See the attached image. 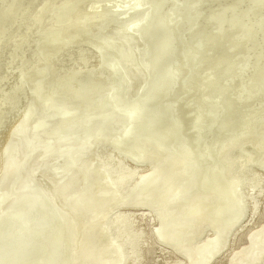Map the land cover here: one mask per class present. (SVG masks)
Segmentation results:
<instances>
[{
    "label": "bare ground",
    "instance_id": "obj_1",
    "mask_svg": "<svg viewBox=\"0 0 264 264\" xmlns=\"http://www.w3.org/2000/svg\"><path fill=\"white\" fill-rule=\"evenodd\" d=\"M48 1L38 0L35 4H29L32 0L28 2L27 4H29L28 7L30 8H23V13L21 10L19 16L16 17L18 19L12 23L10 28H8V25L11 22L7 23V30L0 34V104L4 103L0 114L6 113L7 116H4L5 120L8 119L9 114L20 111L19 117L16 116L17 114L14 115L18 118L16 126L11 128L12 131L8 130V138L10 135L14 138H9L8 141L7 138L0 148V237L4 229L2 227L3 223H5V216L11 210L7 211L8 208L6 209L5 206L3 208L6 210L2 208V204L6 203H3V201L8 197V200H10V197L13 199L12 195L14 194V196L19 194L21 196L27 192V195L31 194V196L29 195L30 200L32 196L33 199L29 202L28 196L20 197L21 200L16 198L18 199H15L16 201H20L18 205L20 208L15 210V213L17 211L19 213V209L26 207L28 202L33 203L34 197H36L47 218L43 217L47 221L49 219L50 224V229L46 235L47 238L52 240V249L45 253L46 260L38 264H147L148 255L150 256L153 253L154 244L163 247L162 251H167L168 249L174 254L175 258H172L174 260L166 264H217L227 255V264H264V218L258 219L259 217H264V212L261 211L264 208V174H261V168H263L261 165H264V0H236L242 5V8L233 17L232 24L237 25L238 34L233 36L231 41L235 43V46L243 48L244 53L238 59L241 61L226 62L228 68L225 69L226 73L224 72L223 74V78H225L223 82H227L228 85L223 87L222 92L227 96V90L231 83L230 78L235 73L234 79L243 88V95L247 96L248 104L245 107L244 103L238 101L237 105L243 112V120L240 127L236 126L237 128L232 130L231 124L229 125L230 130H228L227 124L231 123L229 119L233 115L235 104L229 105L225 102H219L218 107H216L214 105L218 101L215 98L213 99L217 103L206 94L200 93L203 90L202 88L208 89V87H204L207 85L204 80L201 82L197 76L193 79L188 78L185 80L186 75L192 71V65L187 63L188 59L184 56L176 36L178 22L169 21L170 17L168 15L170 5L176 0H170L172 3L167 2L169 0H161L163 3L162 11L156 9V11L151 12L149 11L150 8L142 15V17L146 15L142 19L147 21V23L138 19L135 24L131 25V29L135 31L136 27L142 24L140 27H143L144 31H146L150 25L153 27L154 21H156L164 29L163 39L160 42L165 44L169 41L170 44L174 43L175 45H173L175 48L174 57H167V55H170L167 48V51L165 48V51L161 48V52H157L158 48L161 47L160 42V47L157 45V50H152V54L148 53L146 55L148 57L150 54L151 60H147L151 62V66L154 68L150 69V74L153 73L152 70L162 68L156 76L153 77L151 75L153 78H150L148 73L145 76L143 71L140 72L141 69L139 70L141 74H139L136 67L138 64L133 61V49L135 51L140 50L138 47H142L139 42L141 40L138 41L136 39L140 43L139 46L137 43L135 45L131 44L132 50L129 49L128 51H123V49L130 45L123 48V44L120 41L117 45L123 48L121 51L119 48L116 50L117 47H112L115 48L113 57H118L117 62L114 64L107 63V65L103 62L101 64V56L91 48L71 49L63 54L64 47L75 46V40H83L84 36H86L81 31H76L77 34L73 35L71 33L73 31L72 26L69 31L67 28L64 30L58 28V25L61 24L74 23L65 19V17L68 12H73L75 7L77 8L78 0L61 9L58 8L56 15L60 17L56 18L59 19V23L56 25L57 27L47 28L49 27L47 25L46 29L52 31V33L46 35L44 34V29L40 31V25L43 24V18L47 16L46 13L49 12L50 3ZM144 1L139 0V5L140 2L143 3ZM211 1L209 4L213 5V7L220 5L217 8L226 4L225 8L219 9V22L215 25V27H218L228 17L226 8L231 1ZM16 2L17 0H0V10L9 6V4H16ZM158 2H154V8H156ZM254 3L258 4V9L250 13L248 9L250 4L252 8H255ZM204 5L205 2L203 3L202 0L184 1L182 8L190 7L189 13L185 17V23L182 24L183 28L189 25V28H185V32L193 33L199 28V25L203 22V15H206L204 10L209 6L207 5L204 8ZM133 7L134 5H132ZM130 8L128 9L130 10ZM65 12L67 13L63 17L62 15ZM246 12L249 15L244 17ZM121 13L123 14V10ZM259 13L261 18H258L260 15L255 16ZM177 17L180 19L179 14H177ZM152 20L153 24L151 23ZM209 20H213L212 15ZM95 22L94 17H91L86 21L75 23L79 25L78 29L85 30L93 27ZM53 23L56 24L54 19ZM3 26L5 25L3 24ZM15 26L16 28H14ZM107 26L109 27L110 24ZM116 28L120 29L119 27ZM126 31L123 30L116 34H124L122 36L123 39L133 35V31L128 33ZM8 32L9 34L7 35ZM129 33L131 34L130 36ZM135 34L136 32L133 36ZM72 35L74 40L68 39ZM140 36H137L138 39H141ZM151 40H161V38ZM109 41H104V43L107 45L106 48L111 49V47H108L110 46ZM110 42L115 41L112 40ZM53 43H55L54 47L51 46ZM163 43L162 47H164ZM27 44L34 45L32 49L28 50L29 46ZM148 45L150 47V44ZM144 46L147 48V44H144ZM199 46L198 44L197 47ZM143 47L142 53L145 50ZM198 52L201 51L194 47V53L190 55L189 59L195 60V57L199 56ZM107 53L110 54L109 52ZM62 54L68 58L62 61ZM143 54L145 56L147 53ZM212 55L210 56L212 57ZM59 57H62L60 59L61 63L56 61ZM139 57H143V55ZM211 57L208 56L206 58L211 59ZM214 57L216 59L217 56L214 55ZM165 58H168L170 63L168 61L165 63ZM93 59L96 60L91 64ZM198 59L200 58H197L196 62H199ZM205 59L203 61H206ZM215 59L212 61L214 62ZM219 59H222V57ZM203 61L201 60L200 64ZM212 61L211 63L213 64ZM222 62L225 61L222 59L221 64ZM39 63L44 65L40 70L36 67ZM167 63L170 66L168 74L165 69ZM163 64L165 65L163 66ZM116 65L120 68L121 74L118 77V81H114V79L112 81V75L109 72L111 71V66L115 67ZM10 68L17 71V76L13 79V82L10 81L12 79H7L9 83H12L5 86L3 82L5 78H14L12 75L10 76V73L7 75L6 69L10 70ZM213 68L215 67L212 66L210 69ZM219 70L221 68L218 70L216 68L215 71ZM202 71L208 72L207 69ZM215 71L210 72L208 77L214 76ZM232 71L234 73H231ZM219 72L220 74L222 73L221 71ZM13 75L15 76V74ZM84 76H87V80L82 78ZM148 77L150 78L147 81L150 85V91L146 90L149 94L148 96L146 94L145 100L140 97V99L144 100L140 101V105L134 106L129 112L123 108L117 118L113 119L114 121L105 119L102 116L104 120L101 121L99 119L98 121L101 123L98 124L101 128L96 127L98 126L96 125L91 129L89 128L86 132L85 130H79L81 134L80 132L77 133L78 128L87 129L86 126L83 128L82 126L89 123L93 124L95 121L94 118H88L89 120H85V118L91 115L94 117L101 110V112L105 113L109 102L112 103L115 99L119 101L128 94L127 92L132 88L134 80H147L146 78ZM219 78L217 77L221 81V78ZM30 80L34 82L32 91L30 90L32 99L28 101L27 98H29L28 94L30 92L26 91L25 84L28 81L30 82ZM125 81L128 86L123 85L122 82ZM171 82H173L172 86L170 85ZM87 86H90L89 90H85ZM115 87L122 94L119 93L116 96L113 93ZM125 87L127 88L125 89ZM140 87L144 91L143 87ZM212 88L210 92H208L209 90L207 91L210 96L215 92V88ZM99 89H109L111 94L109 93L108 97L103 101H99L102 96V94H98ZM193 89L194 91H192ZM125 90L126 92L123 94ZM38 92L39 96L45 94L48 96L45 97L49 101L57 100L60 103V105H56L55 111L53 110V115L56 116L57 114L59 117H57L55 125L48 129H43L46 127L47 122L44 120L45 117L40 116V114L45 106L42 107V101L37 99L39 96L36 98ZM238 93V91L236 94L231 93V96H235L234 100L238 98ZM138 94L132 96L134 97ZM122 95L123 97H121ZM86 98L91 99L92 105L87 107L89 111H85L83 107ZM95 98H97L98 104H93L92 100ZM192 98L193 100H191ZM21 100L23 102L18 106ZM131 100L136 101L135 98ZM169 100L173 102L169 103ZM207 100L210 101L208 107L206 104L202 105ZM196 102H199L200 106L195 107ZM68 103H72L75 106L72 111L69 109ZM123 103L119 104L122 105ZM142 107L145 110H143V114H137ZM16 108L18 109L15 110ZM239 108L237 109L240 111ZM103 109L106 110L103 111ZM201 109L202 113L200 112ZM35 112L38 113V116L31 121L33 119L31 117ZM122 112L125 114H122ZM221 112L226 116L225 119L227 120L223 121V125L226 124L227 127L225 125L223 127L222 123L221 128L214 127L217 115L220 117ZM180 113L184 114L180 115ZM199 114L207 123L194 126L193 122ZM114 115L110 112L107 116ZM118 118L121 120L129 119L132 122L128 121L121 124ZM185 118L186 120H184ZM222 119L224 120V118ZM219 120L217 122L222 121ZM234 123L237 125L238 122L236 123L235 120ZM40 128L42 129L41 132L38 135H34L35 133L32 131ZM117 129L120 131L115 132ZM261 130V135L257 137ZM108 131L112 132V134L113 131L117 133L119 135L118 140L111 141V139H108L103 141L102 139ZM58 134H61L63 138L70 139L69 142L67 139V145L70 146L68 151L65 150L67 148L64 146L66 142L62 140L65 149H61L60 154L53 150V142L56 141L58 143V141H61L60 137L58 138L59 140L54 137L56 135L59 136ZM78 134L80 136L76 137ZM43 135L45 137L49 135L48 137L51 136V138L54 137L55 139L52 143L49 141L51 144L48 143L52 148L45 149H51V151L56 153V156L59 154V157L63 158L62 164L60 163L57 166L58 170L54 167L52 170L46 166L40 171V169L37 170L38 165L35 166L36 169L31 166H26L29 168L23 167L32 159L33 155L35 156V151L44 141L41 138ZM183 135L186 136L188 143V148L185 146L187 149H185L184 153L171 155L167 150L164 151V147L168 150L170 147L171 150H175L176 145L173 146V144ZM89 140L91 141V144H89L91 150L87 151L88 154L84 156L83 149L87 148L85 142ZM71 145L75 147H71ZM182 147L184 149L183 145ZM58 148L60 149L59 143ZM178 148L179 150L181 149L180 146ZM43 149H41L42 151L38 149L37 153L43 152L45 150ZM55 149L59 150L57 147ZM47 152L50 153L48 150ZM177 152L180 153L178 150ZM44 155L47 156L46 154ZM55 159L58 160L57 157ZM128 159L139 163L148 162L149 168L146 170L144 168V171H141L139 170L140 164H131ZM39 160L42 161L40 158ZM190 160L193 164L189 166L188 161L190 162ZM254 164L258 165L254 167ZM40 167L42 168L41 165ZM23 168L30 171L28 172L25 169L24 171ZM34 170H37L39 176H41V186L38 185L39 179L37 180L35 176V178L33 177ZM78 183L82 189L76 195L72 188ZM24 187L27 190H24ZM17 190H19V194ZM65 192L67 194H63ZM9 202L7 206L10 204ZM12 205L14 204L12 203ZM137 206L145 207L146 209L139 210L141 212L136 214L135 207ZM14 207H16V204L12 208ZM20 212L22 211L20 210ZM40 214L42 213L40 212ZM247 214L249 216L246 218ZM13 217L16 218L17 216H14L13 213ZM45 218L43 219L45 220ZM9 219L8 221L11 223ZM137 219L145 222V227L143 224L137 223ZM25 220L27 221V218ZM26 221L24 222L26 223ZM21 223H23V220ZM9 226L11 227V225ZM41 226L39 227L40 229ZM21 227L25 229L24 224ZM46 227L48 226L44 228ZM148 227L150 228L148 229ZM39 228L35 229L38 230ZM19 232L22 231H18L16 234H19ZM26 232L27 230H25V234ZM205 232L206 234L203 236ZM27 236L29 237V234ZM245 236L246 239L242 248L234 247V243L245 238ZM11 238H14V236L12 235ZM172 253L169 254L172 255ZM11 256L13 255L11 254ZM4 260L3 263H6L7 260ZM8 260L10 259L8 258ZM6 264H14V262L10 260ZM29 264L35 263L30 262Z\"/></svg>",
    "mask_w": 264,
    "mask_h": 264
},
{
    "label": "rangeland",
    "instance_id": "obj_2",
    "mask_svg": "<svg viewBox=\"0 0 264 264\" xmlns=\"http://www.w3.org/2000/svg\"><path fill=\"white\" fill-rule=\"evenodd\" d=\"M31 0H17V2H16V4H9V6H7V7H4V8H1V10H0V34H2V33H4L7 29V23H10L9 25H8V28H10V26L12 25V23H14V21L15 20H17L18 18H16L17 16H19V12H21V10L24 8H30V7H28V5L29 4H35V3H37L38 2V0H32V2H30ZM76 0H49L48 2L50 3V7H49V12H47L46 14H47V16H46V14H45V16L46 17H44L43 18V24H41L40 26H41V29H40V31L42 30V29H44V34H46V35H49L50 33H52V31H49V30H47L46 29V27H47V25H49V27H47V28H50V27H57L56 25L59 23V19L58 18H56V17H60V16H58V15H56L57 14V11H58V8H62V7H65L66 5H68V4H72L73 2H75ZM139 0H78V3H77V8L75 7V9H74V11L73 12H65V14L64 15H62L63 17L66 15V13H67V15H66V17H65V19H67V20H69V21H71V22H74L73 24H71L70 22L67 24V23H65V24H61V25H58L59 27V29H62V30H64V29H68V31H69V29L71 30V26L73 27V31L71 32L73 35H76L77 33H76V31H81L82 33H84V34H86V36H84V38H83V40H75V46L74 45H69L68 47H64V49H63V54H65L68 50H71V49H84V48H91V49H93V51H95L96 53H98L100 56H101V59H100V63L102 64V62L103 63H105V64H109V63H112V64H114L115 62H117V60H118V57L117 56H115V57H113L114 55H115V51H113L116 47V50L119 48L120 49V51L123 49V48H125V46H128V45H130L129 47H126L125 49H123V51H128L129 49L130 50H132L131 49V44H133V45H135V43H137V45L139 46V44L143 47L144 46V44L146 45L147 44V48H145V46L143 47L145 50H143V53H147V54H145V56H144V54L142 53V47L141 48H139L138 47V49H140V50H136L135 51V49H133L134 51V63H136V64H138L136 67H137V72L139 73V74H141L140 72H142L143 71V73H145V76L147 75L146 73H148V75H149V77L150 78H153L154 76H156L157 75V73H159L161 70H162V68H159V69H156V70H152V74H150V69H154L152 66H151V62H149V60H151L150 59V54H152V50H157V48H158V46L160 47V45H161V47L160 48H158V53H160L161 52V48H163V51H165V49L167 48V49H169V52H170V55H167V57L168 58H171V57H174V43L173 44H170V42L168 43V42H166L165 44L163 43V46L164 47H162V43L160 42V41H162V39H163V32H164V29H163V27H161L160 26V24L158 23V22H156V21H154V25H153V27L150 25L149 27H148V29L146 30V31H144V29H143V27H140V26H142V24H140V25H138L140 28H142L141 30H140V28L138 27V29H137V27H136V30L135 31H133L131 28H132V24H135L136 23V20H140L141 19V21L143 22H145V23H147V21H145L144 19H142V18H144V17H142V15L143 14H145L146 12H147V10L148 9H150L149 11H151V12H154V11H156V9L158 10V11H162L163 10V3L161 2V0H145L143 3H141L140 2V5H141V7H140V5H139V2H138ZM156 1H159L158 2V4H156V8H154V2H156ZM184 1H189V2H191V1H193V0H179V1H177L176 0V2H174V3H172V2H170V0L169 1H167V2H169V3H172L171 5H170V8H169V17H170V19H169V21H177L178 22V28H177V38H178V40H179V43H180V45H181V50L183 51V53H184V56L188 59L187 60V63L188 64H191L192 65V71L190 72V73H188L187 75H186V78H185V80H187L188 78H194L195 76H197L199 79H200V81L202 82L203 80L205 81V83H207V85L206 86H204L205 88H207L208 87V89L206 90V89H204V88H202L203 90L200 92V93H202V94H206L207 96H209L210 98H211V100L213 99V98H215V100L216 101H218V103L215 101V103H217V104H215L214 106H216V107H218V105H219V102H225L226 104H229V105H233V103L235 104V109H237V108H239V105H237V103H238V101L240 102V103H244L245 104V107H247V104H248V100H247V96H244L243 95V88H241L239 85H240V83L238 82V81H235V79H234V75H235V73H234V71H232L231 73H234V74H232V77L230 78L231 79V83H230V85H229V88H228V90H227V96L225 95V94H223V92H222V89H223V87H225V86H227L228 85V83L227 82H223V79H225V78H223V74H224V72L226 73V70L225 69H227L228 67L226 66V64L228 63V62H231V61H241V60H238L239 58H241L242 56H243V48H240L239 46H235V43L234 42H232L231 40H232V38H233V36H236L237 34H238V29H237V25L236 24H232V20H233V17H234V15L237 13V12H240V10H241V8H242V5L241 4H239L238 2H236V0H230L231 2L227 5L228 7L226 8L228 11V17L225 19V21L221 24V25H219L218 27H215V25H217L218 24V22H219V9H223V8H225V6H226V4L224 5V6H222V7H219V8H217L218 6H220V5H218V6H215V7H213V5H210L209 4V2H212L211 0H202L203 1V3L205 2V5H204V8H206L207 7V5H209V6H211V7H207L204 11V14H206V15H203V22L199 25V28H197L196 30H195V32H191V33H187V32H185V28H189V25H186V26H184L185 28H183V26H182V24H184L185 23V17H187L186 15H188V13H189V9H190V7H188V8H182V4L184 3ZM222 1V0H221ZM223 1H225V0H223ZM28 2H30L29 4H27ZM138 5V7H137V5ZM115 5H116V7H115ZM117 5H120L121 6V8H120V6H117ZM122 5H123V7H122ZM132 5H134V9L132 8ZM257 5L258 4H256V3H254V6H255V8H252V6H251V4H250V7H249V9H248V11L250 12V13H253L255 10H257L258 9V7H257ZM126 6H128V8H130V10L128 9V8H126ZM130 6V7H129ZM136 6V7H135ZM165 6H166V4H165ZM165 6H164V8H165ZM206 6V7H205ZM176 7H178V9H176ZM213 7V8H212ZM119 10H118V9ZM128 9V10H127ZM116 10V11H115ZM122 10H123V14L121 13L122 12ZM202 10V9H201ZM225 10V9H224ZM23 11L24 10H22V13H23ZM119 13H118V12ZM126 11H128L127 13H125ZM217 11V12H216ZM215 12V13H214ZM121 13V14H120ZM214 13V14H213ZM177 14H179L180 15V19H178V17H177ZM256 14V13H255ZM82 15H85V16H82ZM94 15V16H93ZM121 15V16H120ZM211 15L213 16V20H209L210 19V17H211ZM246 15H249V13L248 12H246L245 14H244V17H246ZM258 15H260V13L259 14H257V15H255V16H258ZM263 15V14H262ZM28 16V15H27ZM148 16V15H147ZM93 18L94 17V19H95V24H94V28L93 27H90V29L89 28H87V29H85V30H82V29H78V24L77 23H75V22H78V21H86V20H88V19H90V18ZM257 18V17H256ZM258 18H261V15H260V17L258 16ZM53 19L56 21V24H54L53 23ZM147 19V18H146ZM6 20H9V21H6ZM133 21H135V22H133ZM138 22V21H137ZM152 24H153V20H152V22H151ZM3 24L6 26H3ZM16 24H17V22H16ZM110 24V26L108 27L107 25H109ZM114 24V25H113ZM117 24H118V26H117ZM156 24H157V26H156ZM113 25V26H112ZM130 25V26H129ZM119 27L120 29H118V28H116V27ZM143 26H144V24H143ZM4 27H5V29H4ZM105 27H106V29H105ZM130 27V28H129ZM14 28H16V26L14 27ZM13 28V29H14ZM128 28V29H127ZM12 29V30H13ZM78 29V30H77ZM130 29V30H129ZM90 30V31H89ZM95 30V31H94ZM96 30H98V31H96ZM116 30V31H115ZM119 30V31H118ZM126 31V30H128V31H126L127 33L129 32V31H133V35H134V33L136 32V34H135V36H133V35H131L130 33H129V36L131 35V37H127V39H123V35H120V33L117 35L116 33H118V32H120V31ZM101 31V32H100ZM103 31V32H102ZM60 32V31H59ZM67 32V31H66ZM142 32V33H141ZM237 32V33H236ZM137 33H139V34H137ZM9 34V32L7 33V35ZM102 34V35H101ZM6 35V36H7ZM70 36V37H68V39H73L74 38V36ZM116 35V36H115ZM121 36V38H120V36ZM140 36L141 37V39H138V37L137 36ZM77 36H79V35H77ZM77 36H75V37H77ZM118 36V37H117ZM151 36V37H150ZM133 37H136V38H133ZM161 38V40H151V39H160ZM107 38V39H106ZM116 38V39H115ZM131 38V39H130ZM151 38V39H150ZM123 39V40H122ZM139 40H141V41H139L140 43H138V41ZM74 40V39H73ZM115 41V42H110V41ZM116 40H118V42H116ZM121 40H122V42H121ZM142 40H144L143 42H142ZM152 42H151V41ZM104 41H109V45L110 46H108L109 48L111 47V49H108V48H106L107 47V45L104 43ZM119 41H120V43H122L123 44V48H120V47H118L119 45H117V44H119ZM131 41V42H130ZM136 41V42H135ZM149 41H150V43H149ZM158 41V42H157ZM134 42V43H133ZM159 42H160V45H159ZM77 43H79V44H77ZM107 43V42H106ZM112 43H114V44H112ZM127 43V44H126ZM130 43V44H129ZM153 45H152V44ZM42 44V43H41ZM54 44L55 43H53V45H51L52 47H54ZM104 44V45H103ZM125 44V45H124ZM143 44V45H142ZM148 44H150V47H149V45ZM200 45L199 47H197V45ZM28 45V44H27ZM34 44H32V45H28L29 47L27 48L26 47V45H25V47L28 49V50H30V49H32V46H33ZM112 45V46H111ZM117 45V46H116ZM132 45V46H133ZM158 45V46H157ZM167 45H169V46H166ZM172 45V46H171ZM174 45V46H173ZM153 46V47H152ZM156 46V47H155ZM112 47H115V48H112ZM169 47H171V48H169ZM194 47H196V49L198 50V51H201V52H198V57H195L196 59L194 60V59H189V57H190V55H193V53H194ZM128 48V49H127ZM150 48H152V49H150ZM165 48V49H164ZM173 48V49H172ZM179 48H180V46H179ZM127 49V50H126ZM167 49H166V51H167ZM205 49H207V50H205ZM61 50V49H60ZM111 50H112V52H111ZM149 50V51H148ZM160 50V51H159ZM210 50V51H209ZM44 51V50H43ZM148 51V52H147ZM152 51V52H151ZM204 51V52H203ZM206 51H209V52H211V53H209V52H206ZM214 51V52H213ZM107 52H109L110 54H108ZM138 52H140L139 54L136 53ZM206 52V53H205ZM121 53V52H120ZM148 53H150L149 54V56L147 57L146 55H148ZM201 53H202V55H203V57H202V55H201ZM207 53H209V54H207ZM212 53H213V55H212ZM217 53V54H216ZM62 54V55H63ZM82 54V53H81ZM113 54V55H112ZM205 54V55H204ZM207 54V55H206ZM61 55V56H62ZM137 55V56H136ZM142 56L143 55V57H139V56ZM210 55H212V57L210 56ZM214 55L215 56H217L216 57V59H217V61H216V59H215V57H214ZM218 55H221V56H218ZM152 56V55H151ZM211 57V59H208V58H206V57ZM63 57V58H62ZM62 57H59V58H57V62L59 63H61V60L63 61V59L65 60V59H67L68 57H65V55H63ZM136 57V58H135ZM220 57H222V59L225 61V62H222V64H221V60L222 59H219ZM62 58V59H61ZM168 58H165V60H164V62L166 63L167 61H168ZM197 58H200V59H198L199 60V62L197 61L196 62V60H197ZM201 58H203V59H201ZM206 58V59H205ZM215 59L214 60V62L212 61L213 59ZM58 59H59V61H58ZM61 59V60H60ZM141 59V60H140ZM147 59H149V60H147ZM167 59V60H166ZM206 60L207 61V63H205L206 61H203V60ZM96 59H93L92 61H91V64H93V61H95ZM201 60L203 61L202 63H204V64H200V62H201ZM219 60H220V63H219ZM211 61L213 62V64L211 63ZM169 63H170V61H168ZM217 62V63H216ZM227 62V63H226ZM169 63H167V65H165V64H163V66L165 65V69H166V71H167V74H168V71L170 70V66H169ZM224 63V64H223ZM107 64V65H108ZM211 64V65H210ZM219 64H220V66H219ZM39 65V66H38ZM36 67L37 68H39V70L40 69H42L43 68V63H39ZM148 67H146V66ZM149 65V66H148ZM206 65V66H205ZM217 65V66H216ZM226 67H225V66ZM144 66V67H143ZM211 66V67H210ZM212 66H214L215 68H213V69H210V68H212ZM219 66V67H218ZM129 67H131V66H129ZM149 67H151V68H149ZM205 67H207V68H205ZM210 67V68H209ZM145 68V69H144ZM147 68V69H146ZM204 68V69H203ZM216 68H217V70L218 69H220L221 68V70H219V71H221L222 73L220 74V72L219 71H215L216 70ZM141 69V70H140ZM168 69V70H167ZM208 70V72H204V71H202V70ZM222 69H223V71H222ZM8 70L9 69H6V72H7V75L10 73V76L12 75L14 78H12V77H7V78H5L4 80H3V82H4V84H5V86H7L8 84H10V83H12L13 82V79H15V77L17 76V71L16 70H12L11 68H10V70H9V72H8ZM139 70H140V72H139ZM146 70V71H145ZM210 70V71H209ZM215 71L214 72V76L212 75V76H210V77H208V74L210 73V72H213V71ZM16 71V72H15ZM80 71H84V70H80ZM111 75H112V81H113V79H114V81H118V77L120 76V74H121V71H120V68L118 67V65H116L115 67H112L111 66V71L109 72ZM216 73V74H215ZM220 75H219V74ZM13 74H15V76L13 75ZM169 74H170V72H169ZM153 77H152V76ZM219 75V76H218ZM146 78L147 80H145V79H142V80H140V81H142V82H140V81H136V80H134L135 82H133L132 83V88L129 90V92H127L128 94L126 95V96H124L123 97V95L121 96V97H123L121 100H117V99H115L112 103L111 102H109L108 104L109 105H111L110 107H109V105L107 106V111H105V113L104 112H99V113H96L95 114V116L93 117V115H91V116H88L87 118H85V120L87 119V120H89L90 118H94V122H93V124L92 123H89V124H84L83 126H82V128L84 127V126H86L87 127V129L86 128H84V129H77L78 131H77V133L78 132H80V134H81V131H79V130H82V131H84L85 130V132L87 131V130H89V128L91 129L93 126H96V125H98V124H101V123H99L98 121H99V119H101V121L102 120H104L103 118H102V116L105 118V119H114V118H117V116H118V114H119V112H121L122 110H123V108L124 109H127V111L129 112L130 111V109L131 108H133L134 106H138V105H140L141 104V102L142 101H144L145 99H146V97L148 96V94H149V92L147 93L146 92V90H149L150 91V85L148 84V79H150V78ZM197 77H196V79H197ZM217 77H220L221 78V81L220 80H218L217 79ZM225 77V76H224ZM12 79V80H10V79ZM83 79H86L87 80V76H84V77H82ZM219 78V79H220ZM7 79H9L10 81H12V82H10L9 83V81L7 80ZM138 79V78H137ZM217 79V80H216ZM152 80V79H151ZM213 80H216V81H213ZM7 81V82H6ZM197 81H198V79H197ZM29 82V81H28ZM26 83L25 84V87H26V91L29 93L28 94V97L29 98H27L28 99V101H30L31 99H32V87H33V82L34 81H31L30 80V82L29 83ZM145 82V84H146V82H147V84L145 85V84H143ZM123 83V85L124 86H128V84H127V82L125 81V82H122ZM142 83V85H140ZM126 84V85H125ZM170 85L172 86L173 85V82H171L170 83ZM140 86H142L143 87V89H144V91L141 89V87ZM28 87V88H27ZM213 87V88H215V92L210 96V95H208L207 93L208 92H210V90H211V88ZM127 87H125V89H126ZM146 88H148V89H146ZM212 88V89H213ZM90 89V86H87L86 88H85V90H89ZM31 90V91H30ZM140 90V91H139ZM209 90V91H208ZM137 91H139V92H137ZM192 91H194V89L192 90ZM208 91V92H207ZM239 92L238 93V100L236 99V100H234V98H235V96H231V93H235L236 94V92ZM40 92V91H39ZM39 92H38V95L36 94V98L40 95L39 94ZM126 92V90L123 92V94ZM142 92V93H141ZM144 92V93H143ZM109 89H99L98 90V94H102V96H101V98H99V101L101 100V101H103L104 99H106L107 97H108V95H109ZM113 93L117 96L119 93H121L122 94V92H120V90H118L116 87L113 89ZM139 93V94H138ZM111 94V93H110ZM120 94V95H121ZM136 94H138L137 96H132V95H136ZM146 94H147V96H146ZM30 95V96H29ZM140 95V96H139ZM45 96H47V95H45V94H42L41 96H39L37 99L38 100H40V101H42L41 103H42V107L43 106H45L44 108H43V111L41 112V114H40V116H44L45 118H44V120H46V122H47V125H46V127L45 128H43V129H48V128H51L52 126H54L55 125V123H56V121H57V117H59V115H57L56 114V116L55 115H53L54 113H53V110L55 111V107H56V105H60V103L59 102H57V100L56 101H49V99L47 98V97H44ZM114 96V95H113ZM128 96V97H127ZM144 96V97H143ZM42 97V98H41ZM138 97V98H137ZM140 97L141 98H145L144 100L143 99H140ZM240 97V98H239ZM129 98V99H128ZM135 98V100L136 101H134V100H131V99H134ZM195 98V97H194ZM197 98V97H196ZM27 99H25V100H27ZM44 99V100H43ZM138 99V100H137ZM12 100V99H11ZM24 100V101H25ZM131 100V101H130ZM142 100V101H141ZM191 100H193V98L191 99ZM210 100V99H209ZM209 100H207L205 103L203 102L202 103V105H204V104H206L207 105V107H208V103L211 101H209ZM127 101H129V102H131L130 104H129V102H127ZM138 101V102H137ZM141 101V102H140ZM23 101L21 100L20 101V104L18 105V106H20L21 105V103H22ZM92 102H93V104H98V100H97V98H95V99H93L92 100ZM123 103L122 105L121 104H119V103ZM127 102V103H126ZM135 102H136V104H135ZM170 102H173L172 100H169V103ZM90 103V104H89ZM125 104H128V105H125ZM132 104V105H131ZM133 104H135V105H133ZM256 104V103H255ZM88 105H92L91 104V99L90 98H86V102H85V104L83 105V107H84V110L85 111H89L88 110ZM115 105V106H114ZM206 105H205V107H206ZM68 106H69V109L72 111V108L73 107H75L72 103L71 104H69L68 103ZM123 106V107H122ZM125 106V107H124ZM170 107H171V105H169ZM198 106H200V104H199V102H196V104H195V107H198ZM4 107V103L2 102L1 104H0V110H1V108H3ZM47 107V108H46ZM114 107L115 109L116 108H118V109H112V108ZM120 107V108H119ZM128 107V108H127ZM201 107H204V106H201ZM109 108V109H108ZM18 108H16L15 110H17ZM106 109H103V111L104 110H106ZM234 108H233V115H232V117L229 119V121H231V123H228L227 125H228V130H230L229 128L230 127H232L231 128V130L232 129H235V128H237V127H240L241 126V124H242V116H243V112H241V108H239L240 109V111L237 109V110H235ZM246 109V108H245ZM14 110V111H15ZM109 110H111V111H109ZM115 111V112H113V111ZM144 110V107H142L141 109H140V112H138L137 114H143V112L145 111H143ZM237 112H235V111ZM243 111H245V110H243ZM113 113V114H115L114 116H107L108 115V113ZM201 113H202V109H201V111H200ZM224 112V111H223ZM240 112V113H239ZM14 113V114H13ZM13 113H11V114H9L10 115V117H9V115H8V119H5V120H7V121H5L4 120V116L6 117L7 115H6V113H3V114H0V142H1V144H0V148L2 147V144L4 143V141L8 138V134H9V131H12V129L11 128H13L14 126H16V121L18 120V118L17 117H19L18 115H20V111H17L16 113L15 112H13ZM37 112H35L34 114H33V116L31 117V118H33V119H31V121H33L37 116H38V113L36 114ZM102 113V114H101ZM222 113V112H221ZM225 113V112H224ZM224 113H222L223 115H224ZM235 113H236V115H235ZM239 113V114H238ZM17 114V115H16ZM122 114H125V113H123L122 112ZM184 113H180V115H183ZM220 115V117H218V115H217V120H216V122H215V125H214V127H222V125H223V121H225V120H227V119H225V115H227V113H225V115L223 116V115ZM14 115H16V116H14ZM223 116V117H222ZM235 116V117H234ZM125 117H126V115H125ZM184 117H186L185 115H184ZM11 118V119H10ZM16 118V119H15ZM89 118V119H88ZM182 118H183V116H182ZM219 118H221L220 120H222L221 122H217L218 120H219ZM222 118H224V120L222 119ZM139 119V118H138ZM48 120V121H47ZM75 121H76V119H74ZM73 120V121H74ZM111 120V121H112ZM118 120L121 122V124H123V123H127L128 121H130L129 119H126V120H121V119H119L118 118ZM117 120V121H118ZM184 120H186V118L184 119ZM219 120V121H220ZM235 120H236V123H237V125H235ZM4 121V123L2 124V122ZM114 121V120H113ZM241 121V122H240ZM7 122H9V123H7ZM119 122V123H120ZM130 122H132V121H130ZM136 122V121H135ZM6 123V124H5ZM109 123H110V121H109ZM202 123H207L206 121H204L203 119H202V117H201V114H199L198 116H197V118L194 120V122H193V125L195 126V125H199V124H202ZM221 123H222V125H221ZM233 123V124H232ZM231 124V125H230ZM5 125V126H4ZM219 125H221V126H219ZM225 125V127H227V125L226 124H224ZM224 125H223V127H224ZM229 125H230V127H229ZM239 125V126H238ZM3 126V127H2ZM7 126V127H6ZM90 126V127H89ZM234 126V127H233ZM237 126V127H236ZM248 126V125H247ZM96 127H98V128H101L100 127V125H98V126H96ZM5 128V129H4ZM227 129V128H226ZM7 130V131H6ZM9 130V131H8ZM41 128L39 129V130H33L32 132L33 133H35L34 135H38V133H40L41 132ZM118 131H120L119 129H117L115 132H118ZM31 132V133H32ZM114 131H113V134H112V132H110V131H108L107 133H106V135H105V137L102 139L103 141H106V140H108V139H111V141H114V140H118V138H119V135L117 134V133H115ZM261 133H262V130L260 131V133H259V135L257 136V137H259L260 135H261ZM6 134V135H5ZM80 134H78V135H76V137H78V136H80ZM5 135V136H4ZM59 136H54L55 137V139L57 138H59L61 141L60 142H62V140H64V142H66V144L64 145V142H62V143H60L59 141H58V143H59V147H60V149L58 148V143L55 141V142H53L55 139H54V137H52L51 138V136L50 137H48L49 135H46L47 137H45L44 135H43V137H41V138H43V140L44 141H42V144L40 145V147L42 146V148H52L51 147V145H49L48 143H50L49 141H51V143L53 142V144H54V146H53V150L56 152V153H59L60 154V152L62 151V150H64L65 148L63 147V145L67 148V149H65V150H67L68 151V148L70 147V146H68L67 144H68V142H69V138H67L68 139V142H67V139L66 138H63L62 136H61V134H58ZM4 136V137H3ZM62 137V138H61ZM76 137H75V139H76ZM10 139H12V138H14V137H12L11 135H10V137H9ZM9 138L7 139V141L9 140ZM92 138H93V136H92ZM58 139V140H59ZM96 139V138H95ZM66 140V141H65ZM183 140V141H182ZM44 142V143H43ZM91 141L89 140V141H87V142H85V145L87 146V148H88V150H87V148H84L83 149V151H84V156L85 155H87L88 154V152L87 151H90L91 150V146L89 145V144H91L90 143ZM50 143V144H51ZM57 144V145H56ZM62 144V145H61ZM88 144V145H87ZM67 145V146H66ZM70 145V144H69ZM176 145V146H175ZM184 146V149H183V147L181 148V146ZM46 146V147H45ZM85 146V147H86ZM88 146H90V147H88ZM173 146H175L176 148H174L175 150H171V147L169 148V150L167 149V148H163V149H165L164 151H166L167 150V152H169V154H171V155H174V154H176V155H181L182 153H184L186 150L185 149H187L188 148V143H187V138H186V136H182V137H179V139L173 144ZM180 146V148L183 150H181V152H180V150H179V148L178 147ZM187 148H186V147ZM40 147H38V149H40V151H42L41 149L42 148H40ZM57 147V149H59V150H56L55 148ZM71 147H75L74 145H71ZM167 147V146H166ZM37 149V150H38ZM43 149V150H44ZM62 149V150H61ZM36 150V149H35ZM37 150L35 151V156L33 155L31 158L32 159H30L29 160V162L28 163H26V165H24L23 167H26V166H31L32 168H34L35 166H37L38 165V167H37V170L38 169H40V171H41V169H44V167H46V166H48L50 169H52L53 170V167L54 168H57V166L61 163L62 164V159H61V157H59V154L56 156V153L54 152V151H51V149H47L48 151H50V153L49 152H47V150L45 149L44 151H46L45 153H43V152H40V153H37ZM61 150V151H60ZM177 150L180 152V153H178L177 152ZM39 151V150H38ZM54 152V153H53ZM264 152V151H263ZM42 153V154H41ZM47 153H49L48 155H47ZM54 155H53V154ZM86 153V154H85ZM40 154V155H39ZM44 154H46L47 156H45ZM41 155H44V156H41ZM43 157H44V159H43ZM57 157V159H58V157H59V161L58 160H56L55 158ZM82 157V156H81ZM37 158V159H36ZM42 159V161L41 160H39L38 161V159ZM40 163H38L37 161ZM79 160H81V159H79ZM35 161V162H34ZM57 161V162H56ZM128 161H130L131 162V164H140V166L141 167H139V170H141V171H144L143 169L145 168V170L146 169H148L149 168V163L148 162H144V163H139V162H136V161H132L131 159H128ZM36 162H37V164H36ZM43 162V163H42ZM34 163H35V165H34ZM50 163V164H49ZM57 163V164H56ZM44 164V165H43ZM46 164H48V165H46ZM191 164H193V162L190 160V162L188 161V165L190 166ZM33 165V166H32ZM40 165L42 166V168L40 167ZM56 167H55V166ZM258 164H254V167H256ZM263 168H261L262 170H261V174H264V165H261ZM26 168H29V167H26ZM26 168H23V170L25 169V170H28V172L30 171L29 169H26ZM35 169H36V167H35ZM24 170V171H25ZM35 171L34 170V172H33V177L35 178V179H39L38 180V185H42V179H41V176H39V172L38 171ZM51 170V171H52ZM55 170V169H54ZM57 170H58V168H57ZM23 172V171H22ZM52 173H53V171H52ZM0 174H1V170H0ZM38 174V175H37ZM22 175V174H21ZM23 176V175H22ZM21 176V177H22ZM37 176H39L38 178H37ZM34 179V180H35ZM21 180V179H20ZM36 181V180H35ZM21 182V181H20ZM61 182V181H60ZM37 183V182H36ZM35 183V184H36ZM18 184V183H17ZM25 184H26V182H25ZM27 187V186H26ZM21 189V188H20ZM24 190H27V189H25V187L23 188ZM81 189H82V187L80 186V184L78 183L76 186H74L73 188H72V191H74L75 193L74 194H76V195H78L79 194V192L81 191ZM17 192H18V194H19V190H17ZM17 192H16V194H17ZM26 192V191H25ZM63 194H67V192H65V193H63ZM15 195V194H14ZM14 195H12V198L15 200L16 198H18L19 200H21L20 199V197L21 198H24L25 196L27 197L28 196V198H29V195L31 196V194L29 193L28 195H27V192H26V194L24 193L23 195H21V196H19V195H16V196H14ZM15 198H14V197ZM23 196V197H22ZM66 196V195H65ZM35 198V200H33V203H29V202H31V200L33 199V196H32V199L30 200V198H29V202H28V204H27V206L26 207H24V208H22V209H19V213H18V211L15 213V210H18V208H20L18 205H19V202L20 201H16V200H18V199H16L15 200V202H13L14 200L13 199H11V197H10V200H8L9 199V197L6 199V200H4L3 201V203L4 202H6L5 204H2V208L5 206V208L7 209V211L8 210H10V211H8V213H7V217L5 216V220H4V222L5 223H3V227H2V229H3V231H2V234H1V237H0V264H6V263H8V261H10V260H12V262H14V264H23V263H27V264H29L30 262L31 263H35V264H38V263H42L43 261H45L46 260V257H45V253L47 252V251H50L51 249H52V240H50L49 238H47V235L46 234H48V230L50 229V227H49V219H48V221H47V217L45 216V212L43 211V208H42V206L41 205H39V203L37 202L38 200H37V198L36 197H34ZM7 200H8V202L11 204V207H10V204L7 206V204H8V202H7ZM11 200H13V201H11ZM14 204V205H12V203ZM17 202H18V204H17ZM35 203H36V206H35ZM15 204H16V207H14V208H12L13 206H15ZM40 206H41V208H40ZM5 208H3L4 210H6ZM40 209V210H39ZM142 209H146L145 207H135V213L136 214H139L141 211H139V210H142ZM2 210V209H1ZM20 210L22 211V212H20ZM38 211H40L42 214H40V212L38 213ZM261 211L262 212H264V208H262L261 209ZM37 212V214H35ZM13 213H14V216H17L16 218L15 217H13ZM22 213H25V214H22ZM11 214V215H10ZM28 214V215H27ZM33 214V216H31ZM12 216V217H11ZM25 216H26V218H27V221L25 220L26 218H25ZM35 216V217H34ZM42 216V217H41ZM43 216H45V217H43ZM249 216V214H247V216H246V218ZM20 217H21V219H20ZM40 217V218H39ZM7 218V219H6ZM10 218V219H9ZM23 218V219H22ZM25 218V219H24ZM29 218V219H28ZM35 218V219H34ZM43 218H45V220L43 219ZM245 218V219H246ZM258 218V217H257ZM264 217H259L258 219L259 220H261V219H263ZM8 219L9 220H11V223H10V221H8ZM14 219V220H13ZM38 219H39V221H38ZM8 221V223H6L7 221ZM13 220V221H12ZM22 220H23V223H21L22 222ZM43 220V222H41ZM138 220L139 219H137V223H141V224H143V226L145 227V222H143V221H140L139 220V222H138ZM24 221H26V223L24 222ZM45 221V222H44ZM47 221V222H46ZM28 223V224H27ZM37 223V224H36ZM48 223V224H47ZM4 224H6V225H4ZM13 224H15L14 225V227H13ZM21 224V226H22V224H24V226H25V229H24V227H23V229H22V227L21 226H19V225ZM31 224H32V226H31ZM42 226H48V227H46V228H44V227H42ZM9 225H11V227L9 226ZM6 227V229H5V227ZM39 228L40 226H41V229L39 228L38 230H36L37 229V227ZM33 227V228H32ZM9 228H10V231H9ZM32 228V229H31ZM36 228V229H35ZM150 227H148V229H149ZM35 229V230H34ZM16 230H17V232H16ZM25 230H27V232H26V234H25ZM18 231H22V232H19V234H16V233H18ZM207 232V231H206ZM206 232L203 234V236H205V234H206ZM8 234V235H7ZM14 234H16V235H14ZM21 234V235H20ZM27 234H29V237L27 236ZM40 234V235H39ZM14 236V238H11V236ZM20 235V236H19ZM39 235V236H38ZM16 236V237H15ZM5 237V238H4ZM6 237H7V239H6ZM41 237V238H40ZM157 237V236H156ZM9 238H11V239H13V240H11V239H9ZM18 238H19V240H18ZM32 238V239H31ZM3 239V240H2ZM15 239V240H14ZM24 239V240H23ZM42 239V240H41ZM245 239H246V236H245V238H242L241 240H237L234 244V247H240V248H242V246H243V242L245 241ZM2 243V244H1ZM12 243V244H11ZM154 250H153V253H151L150 254V256L148 255V259H147V264L149 263V264H166V263H169V262H171V261H173L174 259H172V258H175L174 257V254L172 253V252H170V251H168V249H167V251L166 250H164V251H162L161 249L163 248V247H159V245H155L154 244ZM14 251V252H13ZM6 252V253H5ZM13 255V256H11V254ZM172 253V255H170V254ZM2 254V255H1ZM10 259V260H8V258L6 257V256ZM170 255V257H168ZM225 256H226V254H225ZM3 257H4V259H3ZM12 258V259H11ZM171 258V259H170ZM35 260V261H33V260ZM228 259V255L225 257V258H223V260L221 261V262H218L217 264H227V260ZM3 260L4 261H6L7 260V262L6 263H3ZM33 261V262H32ZM23 262V263H22ZM25 263V264H26ZM128 264V263H127Z\"/></svg>",
    "mask_w": 264,
    "mask_h": 264
}]
</instances>
